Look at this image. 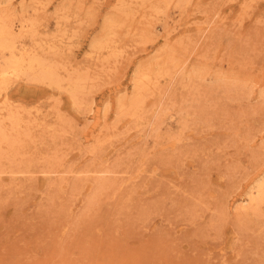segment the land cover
I'll list each match as a JSON object with an SVG mask.
<instances>
[{"label":"rangeland","instance_id":"obj_1","mask_svg":"<svg viewBox=\"0 0 264 264\" xmlns=\"http://www.w3.org/2000/svg\"><path fill=\"white\" fill-rule=\"evenodd\" d=\"M0 14L56 78L0 84V264H264V0Z\"/></svg>","mask_w":264,"mask_h":264},{"label":"bare ground","instance_id":"obj_2","mask_svg":"<svg viewBox=\"0 0 264 264\" xmlns=\"http://www.w3.org/2000/svg\"><path fill=\"white\" fill-rule=\"evenodd\" d=\"M7 13H9V12H7ZM8 22H9L8 20H7V22L2 21L1 16H0V51L3 53H4V51H7L10 54L9 58L6 59L0 65V84H1V82H4V79L8 75H11L9 77H12V76L13 77L14 76L19 77L21 75H25L26 73L29 75V72L31 74H33V76H35V77H33L34 79H32L34 81H41V82L47 81L48 83L55 84L54 82H55L56 78L54 77V75L52 73L53 70L51 71V69H52L51 65L48 64L51 68L50 69V68H48V65H45L47 63H44L43 62L44 60L43 59L41 60L40 57L39 58L36 57L35 54L33 56L32 53H29V54H31V56H29L28 52L25 50L27 48H21L20 45L18 47L21 48L20 49L21 52L19 51V48L16 45V36L14 35L13 29L11 28V25H10L11 23L9 22L10 24H7ZM20 26L23 27V25H20ZM37 71L39 73H36ZM140 76L142 77V75H140ZM140 78H139V80H140ZM139 80H137V81H139ZM147 81H149V80H147ZM3 136H4V134H3ZM255 192H257V194H263V192H264V177L257 184ZM259 196H262V195H258V197ZM253 198H255L253 196V192L250 191L249 192V200L252 201ZM259 201H261V200H259Z\"/></svg>","mask_w":264,"mask_h":264}]
</instances>
